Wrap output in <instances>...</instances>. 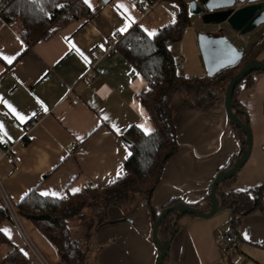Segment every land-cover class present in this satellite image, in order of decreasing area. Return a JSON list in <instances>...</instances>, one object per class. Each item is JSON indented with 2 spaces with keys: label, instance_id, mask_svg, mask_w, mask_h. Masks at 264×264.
I'll list each match as a JSON object with an SVG mask.
<instances>
[{
  "label": "crops",
  "instance_id": "obj_1",
  "mask_svg": "<svg viewBox=\"0 0 264 264\" xmlns=\"http://www.w3.org/2000/svg\"><path fill=\"white\" fill-rule=\"evenodd\" d=\"M139 1L88 0L91 16H79L30 47L0 16V145H13L16 156L15 163L0 161V181L14 206L34 189L50 193L43 196L63 198L116 182L125 174V162L131 155L128 129H154L139 100L147 80L121 52L118 42L136 27L155 35L176 20L179 5L174 0H158L153 10L143 15ZM193 22L202 23L203 29L214 25L205 24L195 14ZM230 32V37L236 33L231 28ZM115 38V49L98 59L95 50L108 51ZM230 41L248 51L234 39ZM180 50L174 56L184 57L183 44ZM4 56L12 57L11 63ZM259 59L264 60V50ZM184 60V69L187 63L194 72L195 63H188L189 56ZM84 74L93 78L91 84L84 82ZM238 96L248 113L253 147L228 191L251 192L264 186V70L255 73L252 86L241 89ZM75 97L80 98L78 104L72 103ZM172 109L180 147L167 161L153 193L151 204L156 214L169 200L194 204L204 198L214 178L241 148L226 113L224 94L199 105L178 92ZM38 116H43L40 123L29 126ZM72 144L74 150L68 152ZM261 202L262 209L242 216L235 231L230 210L221 204L211 217H180L181 227L170 242L167 264H264V187ZM3 205L0 194V207ZM210 208L207 204L202 207L204 212ZM108 213L109 218L98 223L95 232L85 234L95 241V261L156 264L158 249L144 198L138 196L128 207H111ZM0 229L12 243H0V264L13 246L28 254L26 264H43L13 218L4 220ZM229 229L236 233L239 244L225 257L220 246L223 232Z\"/></svg>",
  "mask_w": 264,
  "mask_h": 264
},
{
  "label": "trees",
  "instance_id": "obj_2",
  "mask_svg": "<svg viewBox=\"0 0 264 264\" xmlns=\"http://www.w3.org/2000/svg\"><path fill=\"white\" fill-rule=\"evenodd\" d=\"M152 1V0H150ZM179 5L176 20L162 27L158 33L150 37L139 27L121 37L118 47L129 62L146 78L147 87L139 93V100L147 109L154 129L149 133L139 126H131L127 131L130 140L131 155L125 162L126 172L116 182L102 187H88L81 192L68 194L63 198L43 196L36 189L30 191L17 205V214L29 222L50 240L57 249L61 264H87L85 249L72 234L70 219L78 217L83 210L92 207L105 214L99 221L108 219L111 207H128L138 196L146 201L152 228L160 214H156L151 204L153 193L160 182L167 161L178 153L179 142L177 126L172 109V101L178 92L188 99L202 105L213 100L219 94H225L231 78L237 74L250 60L259 59L264 50V34L244 53L242 64L229 67L215 76L200 78L186 77L179 73L175 66L172 44L182 40L184 33L193 22V14L189 10L188 0H174ZM92 12L85 0H9L2 19L13 27L28 47L40 39H48L59 29L79 16H91ZM256 71L247 75L235 88L232 95V107L237 117L249 126L248 113L239 100V91L251 87ZM236 137L241 145L224 171L232 168L243 156L247 148L246 132L230 119ZM236 173L222 180L217 187L220 204L230 210L232 229L237 230L242 216L262 209L261 191L264 186L249 191L229 190ZM215 180V178H214ZM204 198L194 204H187L202 210L204 204L211 207V191L213 183ZM183 204L177 199L169 200L161 212L172 205ZM185 204V203H184ZM107 209V211H106ZM106 215V216H104ZM196 217L171 211L158 227L159 240L166 246L180 229V217ZM6 205L0 207V225L11 219ZM108 221V220H107ZM0 243L12 244L8 236L0 229ZM158 249V248H157ZM159 257V250H158ZM157 257V259H158ZM169 250L163 264H167ZM28 254L19 247L13 249L2 259V264H26Z\"/></svg>",
  "mask_w": 264,
  "mask_h": 264
},
{
  "label": "water",
  "instance_id": "obj_3",
  "mask_svg": "<svg viewBox=\"0 0 264 264\" xmlns=\"http://www.w3.org/2000/svg\"><path fill=\"white\" fill-rule=\"evenodd\" d=\"M237 3H246V5L236 8L235 5ZM189 10L192 14L200 15L205 24L218 25L228 23L232 30L238 32L240 35H245L264 23V0H190ZM198 42L201 57L209 76H215L229 67L238 66L244 59L245 49L235 46L225 35L200 33ZM263 70L264 60L253 59L229 81L224 94L226 113L234 124L243 128L246 132L247 148L243 156L232 168L216 176L211 191V208L208 212L196 209L187 204H175L165 208L160 213L152 228V240L159 250V257L156 264H163L165 255L170 247V243L165 246L159 240L157 233L163 218L171 211H180L183 214L198 217H211L214 215L220 208V202L216 193L219 183L226 178L232 177L250 157L253 147L252 133L248 124L243 123L234 113L232 95L237 85L247 75ZM126 141L130 142L129 139H126Z\"/></svg>",
  "mask_w": 264,
  "mask_h": 264
},
{
  "label": "rangeland",
  "instance_id": "obj_4",
  "mask_svg": "<svg viewBox=\"0 0 264 264\" xmlns=\"http://www.w3.org/2000/svg\"><path fill=\"white\" fill-rule=\"evenodd\" d=\"M200 33H209L213 35H230V26L228 23H222L218 25H206V27L203 29L202 23H199V25L194 22H192L191 25L188 26L186 29L184 36L181 41L176 42L172 44L171 51L173 54H178L180 52L181 45L183 44V47L185 48L186 54H184V58H187L189 56L188 63L191 64L195 63V66L193 67L194 72H192V69L189 70L188 64L186 63V69H182L179 71V73L183 76L188 77V75L197 76L200 78L204 77H211L208 75L207 70L205 68V65L203 63L200 48H199V42L198 37ZM264 34V25L261 27L256 33H247L245 35H240L238 32H236L232 37H228L229 39H234L235 43L238 44V46H246L247 50H249V47ZM188 55V56H187ZM186 61V60H185ZM244 61V60H243ZM242 61V62H243ZM242 62L240 64H242ZM191 71V72H190ZM105 210L101 209V212L98 210H95L92 207H89L82 211V213L75 218L70 219V225L72 229V234L76 240H78L82 246H84L85 249V257L88 260L87 264H99L97 261H95L93 254L94 249L93 246H95V241H93L92 238H87L85 236L86 233L95 232L96 226L98 225V221L101 220L103 217V214ZM107 211V209H106ZM110 209L108 210V212ZM107 213L106 215H108ZM104 215V216H106ZM20 221L26 231V233L29 235L31 242L33 243V246L40 252V254L43 256L47 264H61L59 262V256L57 253L56 246L48 240L42 233L37 231L32 226V223L30 224L29 221L20 218ZM32 227H31V226ZM30 228H33V232L30 230ZM91 229V230H90Z\"/></svg>",
  "mask_w": 264,
  "mask_h": 264
},
{
  "label": "built area",
  "instance_id": "obj_5",
  "mask_svg": "<svg viewBox=\"0 0 264 264\" xmlns=\"http://www.w3.org/2000/svg\"><path fill=\"white\" fill-rule=\"evenodd\" d=\"M8 1L9 0H0V15L5 10L6 6L8 5ZM157 2H158V0H152V1H150V0H140L138 2V6H139L142 14L143 15H146L150 11L153 10V8L156 6ZM243 5H246V3H237L235 5V7L237 8V7H240V6H243ZM117 41H118L117 38L112 39L111 40L110 49L108 51H106V52L101 53V52H98L97 50H95L96 56L98 57V59L103 58L111 50L115 49V46H116ZM27 42L28 41L25 40V43L28 46V43ZM174 59H175L176 69L178 71H181L182 69H184V67H185L184 57L179 54V55H175L174 56ZM83 80L87 84H91L93 82V78L91 76L87 75V74H84ZM71 91H72V88H69L67 94L69 95V93ZM79 102H80V98H78V97H75V98L72 99V103L73 104H78ZM42 118H43V116H38V117L33 118L30 121L29 126H34V125L40 123V121L42 120ZM0 139H1V134H0ZM73 150H74V145L72 144L68 148V152H72ZM3 159L7 160L10 163H15L16 156L14 154L13 145H10V144H7V143H5L3 145H0V161L3 160ZM0 194L2 195V197L4 199V202H5L6 207L10 211L12 218L14 219V221L17 223L19 229L24 234V237H25L27 243L35 251L36 255L39 257V259L41 260V262L43 264H47V262L45 261V259L39 254V252L31 244L29 238L26 237V235L24 233V230H23V228L21 226V223H20L18 214H17V212L15 210V207L12 204V202L8 199L6 193H5L4 189H3V185L1 183V181H0ZM222 238H223V242H222V244L220 246L221 252H222L223 256L228 257L230 254L234 253L237 250L238 244H239V239H238L236 233L232 229H229V230H226L225 232H223Z\"/></svg>",
  "mask_w": 264,
  "mask_h": 264
},
{
  "label": "snow or ice",
  "instance_id": "obj_6",
  "mask_svg": "<svg viewBox=\"0 0 264 264\" xmlns=\"http://www.w3.org/2000/svg\"><path fill=\"white\" fill-rule=\"evenodd\" d=\"M85 3H88V0H85ZM123 30L124 29H121V31H123ZM148 35L152 36V35H154V32H149ZM3 58L5 60H7L9 63H11L12 57L4 56ZM4 103L7 104V101H4ZM8 107L11 108V105H8ZM13 111H15V110L13 109ZM17 115L19 116V113H17ZM20 119H23V116H20ZM2 127H3V125L0 124V128H2ZM145 131L148 132L150 130L149 129H145ZM72 191L75 192V191H78V189H72ZM49 194L50 193H48L47 191H44V192L41 193V195H49ZM51 195L55 196L57 194L56 193H51Z\"/></svg>",
  "mask_w": 264,
  "mask_h": 264
},
{
  "label": "bare ground",
  "instance_id": "obj_7",
  "mask_svg": "<svg viewBox=\"0 0 264 264\" xmlns=\"http://www.w3.org/2000/svg\"><path fill=\"white\" fill-rule=\"evenodd\" d=\"M263 24H264V23H263ZM261 25H262V24H261ZM261 25H260V26H261ZM260 26H259V27H260ZM230 28H231V27H230ZM257 28H258V27H257ZM257 28H256V29H257ZM231 30H232V28H231ZM233 31H234V30H233ZM254 31H255V29H254ZM234 32H235V31H234Z\"/></svg>",
  "mask_w": 264,
  "mask_h": 264
}]
</instances>
